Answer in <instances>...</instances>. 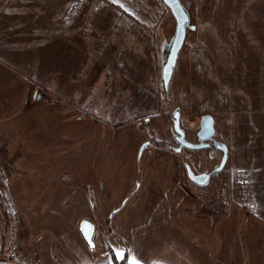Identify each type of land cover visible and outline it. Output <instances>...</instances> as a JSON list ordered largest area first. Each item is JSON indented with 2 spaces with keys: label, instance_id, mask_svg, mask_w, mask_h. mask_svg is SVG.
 Masks as SVG:
<instances>
[{
  "label": "rangeland",
  "instance_id": "1",
  "mask_svg": "<svg viewBox=\"0 0 264 264\" xmlns=\"http://www.w3.org/2000/svg\"><path fill=\"white\" fill-rule=\"evenodd\" d=\"M181 1L199 29L164 93L176 24L161 0H0V264H116L114 249L139 264H264V152H251L264 138L220 114L218 74L189 78L199 35L220 39L230 12L264 17V0ZM175 112L204 148L175 151Z\"/></svg>",
  "mask_w": 264,
  "mask_h": 264
},
{
  "label": "crops",
  "instance_id": "2",
  "mask_svg": "<svg viewBox=\"0 0 264 264\" xmlns=\"http://www.w3.org/2000/svg\"><path fill=\"white\" fill-rule=\"evenodd\" d=\"M179 1L184 8L182 1ZM232 1L225 0L221 7L226 10H253L257 5L253 0ZM230 14L231 12L226 15L225 12L227 17L220 23V39L214 34H211V38L204 39L199 35L198 43L203 50L200 55L193 54L189 57L190 82L193 81L192 87L196 88L197 83L200 84L197 73L202 72L205 74L202 75L205 80L209 78L210 82L215 83L218 74L220 88L223 90L220 97L223 104L220 114L225 115L227 121L235 122L238 136L264 138V17L245 16L243 12L244 16L236 15L232 18ZM194 27V30L199 29ZM208 28V31L213 33L211 28ZM177 60L169 83L175 73ZM207 74L211 76L208 77ZM205 96V92L200 95L202 99H206ZM193 98L194 102H197L196 97ZM261 143L263 146L252 147L251 152H264V141ZM134 170L136 171V168ZM131 187L133 185L129 186L126 195L132 192ZM110 188H113L111 184L108 189L111 194ZM124 194L119 196L123 198ZM86 207L90 209V206ZM94 226L93 224L89 230L90 236Z\"/></svg>",
  "mask_w": 264,
  "mask_h": 264
},
{
  "label": "water",
  "instance_id": "3",
  "mask_svg": "<svg viewBox=\"0 0 264 264\" xmlns=\"http://www.w3.org/2000/svg\"><path fill=\"white\" fill-rule=\"evenodd\" d=\"M162 3L169 9L171 12L174 20H175V33L173 40L171 42L166 60L164 65L162 66L161 69V80H162V85L165 90H167L169 81L171 79L176 60L179 54V51L183 45L185 35H186V30H194L193 25H187L189 18L188 15L181 5L179 0H161ZM168 69L169 71L165 72V70ZM173 119V130L177 134L176 141L179 144V146L175 149L176 152H180L182 148H187V149H202L205 147L204 144H192L187 142L184 139V133L180 128L179 124V113L175 112L172 116ZM147 146V143L142 144V146L139 148V153H141ZM217 149H219L222 152V158L221 162L218 166V170L221 169L225 161L227 159V150L226 147L223 144H218ZM186 173L187 177L190 181H192L195 184L198 185H203L205 182L208 180V175L207 174H197L195 175L188 167H186ZM87 225L83 226L84 231V237L89 239V230L86 231Z\"/></svg>",
  "mask_w": 264,
  "mask_h": 264
},
{
  "label": "snow or ice",
  "instance_id": "4",
  "mask_svg": "<svg viewBox=\"0 0 264 264\" xmlns=\"http://www.w3.org/2000/svg\"><path fill=\"white\" fill-rule=\"evenodd\" d=\"M113 2H118V0H113ZM168 71V69L165 70L166 74ZM113 252L117 261H125V264H139V261L132 254H129L128 258L125 259V250L114 249Z\"/></svg>",
  "mask_w": 264,
  "mask_h": 264
},
{
  "label": "trees",
  "instance_id": "5",
  "mask_svg": "<svg viewBox=\"0 0 264 264\" xmlns=\"http://www.w3.org/2000/svg\"><path fill=\"white\" fill-rule=\"evenodd\" d=\"M172 42V41H171ZM168 54V53H167ZM167 57V56H166ZM166 57H165V59H164V61L162 62V64H161V69H162V66L164 65V63H165V60H166ZM162 89H163V92L164 93H166V90L164 89V87H163V85H162ZM86 240L90 243V237H89V239H87L86 238ZM90 245H91V243H90ZM125 259H127L126 258V255H125ZM116 264H125V261H116Z\"/></svg>",
  "mask_w": 264,
  "mask_h": 264
},
{
  "label": "flooded vegetation",
  "instance_id": "6",
  "mask_svg": "<svg viewBox=\"0 0 264 264\" xmlns=\"http://www.w3.org/2000/svg\"><path fill=\"white\" fill-rule=\"evenodd\" d=\"M176 138H177V136H176ZM176 138H175V139H176ZM178 146H179V144H178ZM175 149H176V148H175ZM173 150H174V149H173ZM186 174H187V173H186Z\"/></svg>",
  "mask_w": 264,
  "mask_h": 264
}]
</instances>
